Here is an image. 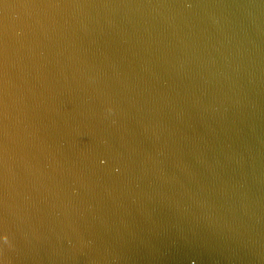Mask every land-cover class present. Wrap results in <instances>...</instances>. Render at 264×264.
<instances>
[{"label": "water", "instance_id": "obj_1", "mask_svg": "<svg viewBox=\"0 0 264 264\" xmlns=\"http://www.w3.org/2000/svg\"><path fill=\"white\" fill-rule=\"evenodd\" d=\"M0 264H264V0H0Z\"/></svg>", "mask_w": 264, "mask_h": 264}, {"label": "clouds", "instance_id": "obj_2", "mask_svg": "<svg viewBox=\"0 0 264 264\" xmlns=\"http://www.w3.org/2000/svg\"><path fill=\"white\" fill-rule=\"evenodd\" d=\"M4 240H5V241H8V237H7V235L4 236Z\"/></svg>", "mask_w": 264, "mask_h": 264}]
</instances>
